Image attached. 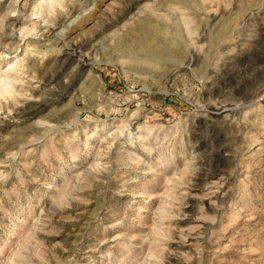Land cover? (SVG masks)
Listing matches in <instances>:
<instances>
[{
	"label": "rangeland",
	"instance_id": "rangeland-1",
	"mask_svg": "<svg viewBox=\"0 0 264 264\" xmlns=\"http://www.w3.org/2000/svg\"><path fill=\"white\" fill-rule=\"evenodd\" d=\"M0 264H264V0H0Z\"/></svg>",
	"mask_w": 264,
	"mask_h": 264
},
{
	"label": "bare ground",
	"instance_id": "bare-ground-1",
	"mask_svg": "<svg viewBox=\"0 0 264 264\" xmlns=\"http://www.w3.org/2000/svg\"><path fill=\"white\" fill-rule=\"evenodd\" d=\"M81 53L80 48H71V54H70V58L68 59V62H73L75 60H77L78 54ZM81 60V59H80ZM84 60H81V62H83ZM67 92L64 90L63 92H59L57 95H55L56 99L58 100V102L60 100H63L64 96H66ZM54 102V101H53ZM39 106V105H38ZM41 107V106H40ZM43 108V107H42ZM40 109L35 108L32 111H29L28 113H26L24 115V117L26 118H31L32 116H34L35 114L39 113Z\"/></svg>",
	"mask_w": 264,
	"mask_h": 264
}]
</instances>
